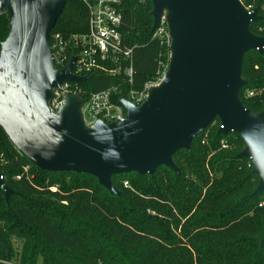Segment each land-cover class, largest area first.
Masks as SVG:
<instances>
[{"label":"trees","instance_id":"16d2710c","mask_svg":"<svg viewBox=\"0 0 264 264\" xmlns=\"http://www.w3.org/2000/svg\"><path fill=\"white\" fill-rule=\"evenodd\" d=\"M241 1L262 16L250 28L264 36V0ZM152 8L151 0H121L134 77L132 85L119 81L117 97L143 90L168 69L170 47L153 37ZM87 29L86 5L66 0L51 33L68 37ZM8 33L9 19L0 14V42ZM242 77L243 105L261 112L264 52L244 55ZM117 83L116 77L92 74L81 83V95ZM219 128L216 118L189 150L175 153L179 173L160 166L152 175H113L117 194L91 174L40 169L2 132L6 161H0V173L17 193L5 199L0 189V264H264V194H253L259 177L251 161L238 156L242 137Z\"/></svg>","mask_w":264,"mask_h":264},{"label":"water","instance_id":"95a60500","mask_svg":"<svg viewBox=\"0 0 264 264\" xmlns=\"http://www.w3.org/2000/svg\"><path fill=\"white\" fill-rule=\"evenodd\" d=\"M153 30L166 17L171 57L162 81L136 106L125 98L126 119L117 123L83 121V100L68 95L53 112V89L88 77L72 74V58L54 69L49 38L66 0H0L9 33L0 42V141L2 132L14 148L43 170L95 176L112 194V176L154 174L160 166L179 173L174 155L189 150L194 138L220 121L219 133H238V154L259 177L253 194H264V110L246 108L239 91L244 55L264 52V36L251 31L262 16L241 0H151ZM5 199L17 193L3 180ZM264 246V236L261 240Z\"/></svg>","mask_w":264,"mask_h":264},{"label":"built area","instance_id":"2783aa9c","mask_svg":"<svg viewBox=\"0 0 264 264\" xmlns=\"http://www.w3.org/2000/svg\"><path fill=\"white\" fill-rule=\"evenodd\" d=\"M146 2L147 0H139ZM88 11V29L68 37L59 32L50 34L49 48L52 54L54 69H63L74 58L72 74L77 77H89L102 73L116 77L117 84L108 88L91 92L87 97L81 95V83L64 82L53 89L54 96L49 101L53 112H58L65 105L67 96L72 94L83 100L81 112L87 127L97 122L117 123L126 119V108L121 103L125 98L136 106H140L147 98L149 90L158 85L167 70L158 78L145 84L143 90L129 89L128 97L120 93V83L132 85L134 77L133 50L128 45L122 32L121 0H82ZM154 38L162 44L171 46L166 15L161 17L159 25L154 29ZM171 51V48H170ZM249 95H253L252 92ZM127 185V182H125Z\"/></svg>","mask_w":264,"mask_h":264},{"label":"rangeland","instance_id":"374dc122","mask_svg":"<svg viewBox=\"0 0 264 264\" xmlns=\"http://www.w3.org/2000/svg\"><path fill=\"white\" fill-rule=\"evenodd\" d=\"M250 7H251V6H250ZM248 8H249V7H248ZM1 14H6V15H7L6 10H5L3 13H1ZM7 17H8V15H7ZM0 156H1L0 161H1L2 163L5 162V161H6L5 154H4V153H1ZM28 168H29V166L26 165V167H25V171L29 170ZM53 190H55V188H54ZM261 199H262V203H261V204L264 206V196L261 197Z\"/></svg>","mask_w":264,"mask_h":264},{"label":"bare ground","instance_id":"6f19581e","mask_svg":"<svg viewBox=\"0 0 264 264\" xmlns=\"http://www.w3.org/2000/svg\"><path fill=\"white\" fill-rule=\"evenodd\" d=\"M167 14V11H165L164 16Z\"/></svg>","mask_w":264,"mask_h":264}]
</instances>
